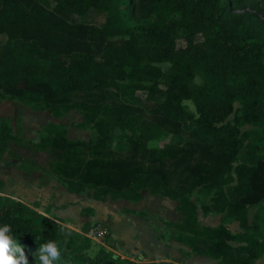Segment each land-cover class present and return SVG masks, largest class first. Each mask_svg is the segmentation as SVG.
Masks as SVG:
<instances>
[{"label": "trees", "instance_id": "16d2710c", "mask_svg": "<svg viewBox=\"0 0 264 264\" xmlns=\"http://www.w3.org/2000/svg\"><path fill=\"white\" fill-rule=\"evenodd\" d=\"M46 2L0 0V100L56 118L75 110L77 127L91 136L71 138L65 124L48 121L29 140L4 116L0 159L9 154L22 159L23 170L47 169L70 192L90 190L98 201L139 202L144 190L174 200L182 213L166 223L177 230L174 239L191 248L200 238L211 241L205 253L217 264L264 256V0ZM92 8L105 13L103 23L76 19ZM140 91L146 96L138 104L123 98ZM245 124L253 128L242 130ZM165 134L178 140L158 144ZM31 152L27 162L23 153ZM196 193L209 202L199 206ZM199 209L223 214L222 222L201 225ZM29 210L0 194V226H11L29 264L49 240L60 247L53 264H103L79 249L89 238H62L56 220H37ZM230 222L242 231L233 233Z\"/></svg>", "mask_w": 264, "mask_h": 264}, {"label": "rangeland", "instance_id": "374dc122", "mask_svg": "<svg viewBox=\"0 0 264 264\" xmlns=\"http://www.w3.org/2000/svg\"><path fill=\"white\" fill-rule=\"evenodd\" d=\"M46 4L51 7L53 4L51 0H47ZM78 20H82L87 23L93 24H101L105 20V13L101 10L92 8L90 9L84 16L76 17ZM178 35V46H184L186 44L185 41V30L179 29L177 32ZM201 39L200 36L197 37ZM165 71H167L170 67L168 63L160 64ZM197 81L200 82V79L197 78ZM146 92L140 91L137 92L134 97L123 96V98L131 103L138 104L142 100L145 99ZM0 107L5 109V113L10 116L11 124L14 128V132L25 139L37 141L40 136L43 134V127L48 121H55L60 124H65L69 129V137L71 138H82L89 139L91 136L90 129H81L77 127V124L82 121V116L79 112L73 110L69 112L67 115L56 118L52 117L48 110L44 111H36L31 109L30 107L24 105L23 103L17 100L10 99H2L0 100ZM184 105L190 112L196 113V109L192 101H184ZM264 106V103H263ZM239 107V103H235V109ZM234 114H232L228 119L233 118ZM185 128H189L191 126L190 122L187 120H183ZM253 128L252 125H243L242 130H247ZM178 139L170 134H165L164 137L158 141V144L164 145L166 143L177 141ZM24 159L29 162L33 157L31 153H23ZM40 161L45 164L48 156L44 153L38 155ZM22 163V159L13 158L9 154H5L2 159H0V194L4 196H8L14 199H20L25 204H27L30 208L29 214L34 216L35 219H40L38 214H42L45 212V207L53 205L51 199L56 198L58 200V204H63L61 208L64 206L71 205V195L75 194L67 190L64 184L59 181L55 175L49 172L47 169L36 168L32 171H25L20 168ZM10 172V173H9ZM7 176L9 178H7ZM5 182V183H4ZM90 190L85 192L83 196L90 197ZM10 194V195H7ZM157 199L155 200V208L156 210H160L163 212L164 203L163 200H167L169 202L174 203V201L169 198L163 196L153 195ZM83 197V198H85ZM164 198V199H161ZM195 200L199 206H201L205 202H209L208 199L201 200L198 194L195 195ZM56 201H54L55 204ZM44 203V210L40 208V204ZM127 204H134L130 201H126ZM126 203L122 200H111L110 198L107 202L100 203L98 205V211L105 215L107 220L112 221L114 225V232L117 233L115 235L118 240V247L116 244V240L113 237L112 229L109 225H105L108 229V235L103 237H87L81 230V225L75 221V215L73 212L66 215L67 218L60 219V234L62 238H66V233L74 232L83 234V236L89 238L88 242H84L82 240V245L79 248L81 251L86 254L94 257L99 256L103 260V264H129L131 260L136 264H146L149 259L146 257L145 251L151 256H161L163 253V249L160 246L153 244L154 235L153 230L147 226L149 224L153 227V223L161 225L160 223L165 222L167 218L159 217L158 215L149 213L140 209L137 213V217L135 221H132L131 225H126L123 223V216L119 213H124L125 215L131 212L128 207H126ZM61 209L60 207H57ZM65 208V207H64ZM69 212V211H68ZM119 212V213H118ZM148 213V214H147ZM57 214H60L59 210ZM254 214V209L250 210V220H252V216ZM114 215V218H113ZM59 216V215H57ZM140 216V217H139ZM140 219H139V218ZM72 219L73 222L67 221V219ZM147 222V224H146ZM94 226H97L96 224ZM92 226V227H94ZM156 226V227H157ZM117 228V230L115 229ZM165 233L169 232V229H165ZM119 248V249H118ZM145 249V251H144ZM122 252L126 257L120 254ZM171 256H166L164 259L170 260H162L160 263L162 264H177V262L181 264H186L184 259L186 258L185 253L179 252V249L173 246L171 250ZM118 255V259H115L114 255ZM128 256V257H127ZM200 257H194L192 260V264H206L205 261Z\"/></svg>", "mask_w": 264, "mask_h": 264}, {"label": "crops", "instance_id": "0c3cea01", "mask_svg": "<svg viewBox=\"0 0 264 264\" xmlns=\"http://www.w3.org/2000/svg\"><path fill=\"white\" fill-rule=\"evenodd\" d=\"M4 116H7L10 118V116H8V114L5 113V109L0 107V118L4 117ZM7 178H9V177L7 176ZM83 194L84 193L72 194L71 195V197H72L71 202L72 203L70 206H64L65 208L64 207L61 208V206L63 204H61V203L58 204V200L56 198H53V199H51V202L53 203V205L45 207V212L43 211L42 214H38V215L40 217H42V216L51 217L59 223L60 219L64 220V218H62V217L65 216V218H67L66 215L73 212V214L75 215V221L77 219V222L81 225V230L79 232H82L85 235H87V233L92 228V226H94L95 224H98V223H103L105 225L107 224L111 227V229L114 228L112 221L107 220L105 215H103L102 213H100L98 211V205L100 203H104L107 201H104V202L98 201V200L93 199L92 197H85V196H83ZM196 194H198V196L200 197L201 200L202 199L203 200L209 199V197L205 198L199 193H196ZM7 195H10V194H7ZM153 195H155V194H151L147 190H144L143 191V199L140 200L139 202H132L134 204H131V205L126 203V201H128V200L118 199V200L124 201V203H126L125 206L128 207V209L131 211V212L127 213L126 215L124 213L121 214L118 212L121 216H123V223L126 225H131V227L133 225L132 221H135L136 217L138 216L137 213H138V211H140V209L146 210L150 216L152 214H154V215L156 214L160 218L161 217L167 218L165 220L164 224L160 223L161 225L157 226V224L153 223V227H151L146 222L147 226H149V228L153 230V235H154L153 244H154V246L157 245V246L162 247V249H163L162 255L158 256V257L149 255L144 249V251L146 253V257L149 259V261H152V262H147V263L148 264H162V263H160L162 260H170V259H164V258L166 256L173 257V255H171L170 252H171L173 246H175L176 248L179 249L180 254L181 253L186 254V258L184 259V261H186V264H192L193 258L199 257V256H201L200 260L203 259L206 264H217L218 260L211 258V257H208L205 253L207 247L212 244L211 241L200 238L198 240L197 244L195 245V247L191 248V247H189V246H187L181 242H178L174 239V236L177 235V230L175 228L168 227L166 225V223L171 222V221H174V222L181 221L182 213L176 210V202L174 200H172V201H174V203L169 202L167 200H163L164 207L162 208L163 209L162 213L160 210H156L157 208H155L154 206L156 204L155 200L157 198ZM157 196H162V195H157ZM83 197H85V198H83ZM161 199H164V198H161ZM194 200H195V196H194ZM54 201H56L55 204H54ZM39 206H40V208H42V210H44V206H45L44 203L40 204ZM57 207H60L61 209H59ZM58 210H59L60 214H57ZM254 212H255V209H254ZM57 215H59V216H57ZM113 218H114V215H113ZM222 218H223V214H217L215 212L205 214L201 209H199V221H200L201 225H203V226L216 227L222 222ZM252 218H253V216H252ZM73 220L74 219H72V221H71V218L67 219V221H70V223L73 222ZM59 225H60V223H59ZM228 226L233 233H237V232L242 231L237 222H230V223H228ZM115 229L117 230L116 227H115ZM165 229H169V232L165 233L166 232ZM112 233H113V237L115 238L116 244L118 247V240L115 237V235L117 233L114 232V229H112ZM76 234H80V233H76ZM81 235H83V234H81ZM119 253L121 254L122 252H119ZM122 255L124 257H126L125 254L122 253ZM240 256L243 260L247 259V255L244 253H241ZM114 257H115V259L119 258L117 254L114 255ZM131 261H133V260H131ZM177 264H181V263L177 262ZM254 264H264V256L257 259Z\"/></svg>", "mask_w": 264, "mask_h": 264}, {"label": "clouds", "instance_id": "9594fccd", "mask_svg": "<svg viewBox=\"0 0 264 264\" xmlns=\"http://www.w3.org/2000/svg\"><path fill=\"white\" fill-rule=\"evenodd\" d=\"M38 253L36 264H53L60 257L59 242L49 240L41 244ZM0 264H29L23 246L16 243L7 224L0 226Z\"/></svg>", "mask_w": 264, "mask_h": 264}, {"label": "built area", "instance_id": "2783aa9c", "mask_svg": "<svg viewBox=\"0 0 264 264\" xmlns=\"http://www.w3.org/2000/svg\"><path fill=\"white\" fill-rule=\"evenodd\" d=\"M97 226L92 227L89 232L87 233V236L92 237H103L108 235V229L103 224H96Z\"/></svg>", "mask_w": 264, "mask_h": 264}]
</instances>
